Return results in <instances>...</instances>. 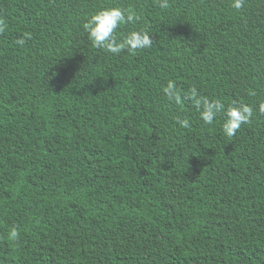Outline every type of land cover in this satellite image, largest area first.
<instances>
[{"label": "trees", "instance_id": "trees-1", "mask_svg": "<svg viewBox=\"0 0 264 264\" xmlns=\"http://www.w3.org/2000/svg\"><path fill=\"white\" fill-rule=\"evenodd\" d=\"M169 4L0 0V264H264V0ZM111 6L153 46L93 49L82 23ZM169 80L252 123L229 140Z\"/></svg>", "mask_w": 264, "mask_h": 264}, {"label": "clouds", "instance_id": "clouds-1", "mask_svg": "<svg viewBox=\"0 0 264 264\" xmlns=\"http://www.w3.org/2000/svg\"><path fill=\"white\" fill-rule=\"evenodd\" d=\"M246 0H231V7L240 11ZM160 9L169 8V0H158ZM141 16L135 9H125L119 6L100 8L93 12L83 23L82 29L93 49L101 50L112 56H119L122 53H134L138 50H146L153 46L154 40L149 31L145 28H133L127 33L121 32L117 35L122 26L137 25ZM5 25L0 20V33L5 31ZM31 34L17 41L23 45ZM167 100L176 105L182 101L193 105L199 115V120L204 125H213L215 120L220 117L223 122L221 125L223 135L229 140L236 136L242 125L252 123L254 108L253 106L233 100L230 105H225L220 99H212L203 95L196 87H189L187 92H181L175 80H169L162 88ZM258 112L264 115V102L257 107ZM175 123L182 129H190L191 121L185 117H177ZM7 240L16 243L20 239V232L16 226L11 227L7 232Z\"/></svg>", "mask_w": 264, "mask_h": 264}]
</instances>
